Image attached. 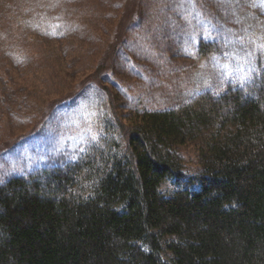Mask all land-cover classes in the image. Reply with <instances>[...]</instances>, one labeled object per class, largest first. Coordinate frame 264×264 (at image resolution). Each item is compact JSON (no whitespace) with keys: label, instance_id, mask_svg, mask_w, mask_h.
Instances as JSON below:
<instances>
[{"label":"trees","instance_id":"obj_1","mask_svg":"<svg viewBox=\"0 0 264 264\" xmlns=\"http://www.w3.org/2000/svg\"><path fill=\"white\" fill-rule=\"evenodd\" d=\"M16 11L17 25L34 34L62 39L74 26L64 10L0 0V28ZM15 38L0 55L1 91L14 80L6 57L30 59ZM200 39L196 56L216 51L214 39ZM90 72L49 106L95 84L108 106L98 133L0 181V264H264V68L218 94L198 90L174 107L138 110L127 123L104 100L102 80L118 81L101 65ZM50 114L12 142L41 133Z\"/></svg>","mask_w":264,"mask_h":264},{"label":"rangeland","instance_id":"obj_2","mask_svg":"<svg viewBox=\"0 0 264 264\" xmlns=\"http://www.w3.org/2000/svg\"><path fill=\"white\" fill-rule=\"evenodd\" d=\"M23 2H33L48 13L64 10L79 23L72 21V30L54 39L18 26L19 10L8 14L10 24L0 28V55L14 47L16 36L30 52V59L20 65L6 57L14 80L1 82L0 181L54 161L61 153L69 155L77 142L98 133L101 113L108 106L101 105L95 84L54 111V105L49 106L71 92L97 65L118 81L114 84L106 78L101 85L109 97L105 102L113 106L110 101H114L125 123L143 108L174 107L198 90L218 94L227 82L243 83L264 68V0ZM198 38L214 39L216 51L196 56ZM98 73L94 77L100 80ZM260 82L264 85V79ZM46 113L51 114L41 133L17 145L12 142L31 123L36 126L44 120ZM188 147L184 154L192 159ZM187 164L192 171L196 168L193 161Z\"/></svg>","mask_w":264,"mask_h":264}]
</instances>
